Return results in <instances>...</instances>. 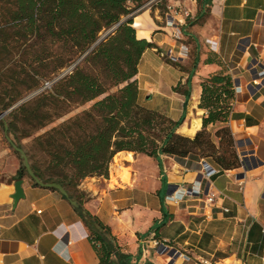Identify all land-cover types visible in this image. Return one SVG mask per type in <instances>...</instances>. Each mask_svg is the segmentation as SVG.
<instances>
[{
	"label": "crops",
	"instance_id": "crops-1",
	"mask_svg": "<svg viewBox=\"0 0 264 264\" xmlns=\"http://www.w3.org/2000/svg\"><path fill=\"white\" fill-rule=\"evenodd\" d=\"M196 15L197 8L190 22H182L178 40L135 15L137 38L157 46L139 59L133 77L138 101L182 119L177 132L192 137L205 112L199 107L201 80L229 73L234 92L227 124L240 165L221 169L204 159L163 155L160 168L152 157L122 150L113 156L108 177L88 176L79 183L86 196L82 208L110 228L116 252L129 254L130 264H168L150 246L153 239L217 264H264V0H211L206 13ZM174 48L179 66L162 55ZM161 101L169 112L158 107ZM179 102L192 103L196 117L172 114ZM118 161L130 168V178ZM204 162L218 172L206 177ZM22 187L24 197L13 205V183L0 186V264H100V243L61 193L26 179ZM206 192L215 195L213 202ZM111 264L124 263L112 253Z\"/></svg>",
	"mask_w": 264,
	"mask_h": 264
},
{
	"label": "trees",
	"instance_id": "trees-1",
	"mask_svg": "<svg viewBox=\"0 0 264 264\" xmlns=\"http://www.w3.org/2000/svg\"><path fill=\"white\" fill-rule=\"evenodd\" d=\"M147 1L6 0L5 25L0 27L4 41L33 37L35 42L28 47L34 48L36 43L38 47L29 56L31 61L51 66L54 74L49 87L9 112L7 131L20 147L22 138L33 136L25 151L31 168L43 180L60 183L79 202L75 210L90 228L91 239L100 243V264H111L112 253L124 264H130L131 256L116 252L108 226L87 211L82 213L85 194L77 186L88 176L108 177L117 152L147 155L160 168L163 155L204 159L221 169L240 165L236 140L227 124L234 92L229 73L219 71L201 80L199 107L205 112L201 128L192 137L177 132L182 119L174 121L139 103L133 77L142 53L157 47L137 38L133 26V18ZM196 2L198 16L206 13L211 0ZM197 61L195 58L193 69ZM67 67L72 68L59 77V71ZM33 81V86L38 84L35 78ZM186 83L190 85V76ZM184 95L188 99L190 90ZM87 103H91L87 109L35 135ZM209 124L216 128L208 130ZM37 152L45 155L44 164L36 158ZM26 174L20 163L14 179Z\"/></svg>",
	"mask_w": 264,
	"mask_h": 264
},
{
	"label": "rangeland",
	"instance_id": "rangeland-1",
	"mask_svg": "<svg viewBox=\"0 0 264 264\" xmlns=\"http://www.w3.org/2000/svg\"><path fill=\"white\" fill-rule=\"evenodd\" d=\"M5 1L6 0H0V27L5 25V7L7 6ZM168 6H172L170 10L168 9ZM195 8H197L196 0H149L141 8L139 14L141 18H144L148 21H153L154 26H161L163 30L172 38L170 29L166 27L168 15L175 16L177 18H175V20L186 22L187 20H191L193 18L191 16L195 14ZM187 11L188 15L185 14ZM136 21H139V19L137 18ZM34 42L35 41L33 40V37L26 41L20 39L14 43L10 40L4 41L3 37L0 36V114L5 112L3 117L0 118V186L7 183L12 184L16 180L14 178L21 163L20 156L10 146L4 131V123L7 124L8 114L14 107L19 105L18 103L20 101L25 99L27 96L34 94L32 96L34 97L42 89L49 87L51 85V78L54 77V74L50 73L51 66L45 67L38 62L31 61L32 59L29 56L35 52V50H37L38 46L37 43L35 44L34 48H30L28 45L33 44ZM173 51V54L176 55L177 48H174ZM163 58L164 60L170 59L168 57V53H164ZM71 68L72 67L64 68L59 71V74H62L63 72L67 73ZM34 78L38 82V84L35 86H33ZM114 90L115 88L112 89V91ZM90 104L91 103H87L75 108L68 115L49 124L44 129L38 131L35 135L40 134L44 130H47L53 126H56L64 119L81 112L83 109H87ZM191 105L193 104L189 103L186 106V103L182 105L179 102L172 106L173 111L171 112L172 114L183 113V116L185 113H190V117H196L195 112L191 110ZM151 106V104H148L146 107L151 108ZM158 107L166 112H169L170 105L166 104V102L164 103V101H161L159 102ZM193 127L195 129L194 125ZM194 129L189 130V132H193ZM7 136L16 143L14 136L8 131ZM32 137L33 136H29L21 139L22 148L25 151L29 148ZM36 158L41 162V164H44V161L46 160V157L42 152H37ZM118 164L121 166L123 173H129L130 178V168H124L123 165L119 163V161ZM23 179L32 182L27 174L23 177ZM74 193L77 194L75 191ZM84 197L86 196H82V199H84Z\"/></svg>",
	"mask_w": 264,
	"mask_h": 264
},
{
	"label": "built area",
	"instance_id": "built-area-1",
	"mask_svg": "<svg viewBox=\"0 0 264 264\" xmlns=\"http://www.w3.org/2000/svg\"><path fill=\"white\" fill-rule=\"evenodd\" d=\"M172 6H168L170 10ZM188 15V11L185 12ZM175 16L168 15L166 20V27L170 29L171 36L174 40H178L181 37V20H175ZM177 19V18H176ZM163 55V54H162ZM168 57L172 61H178L181 59L180 55H175L171 50L168 52ZM256 85H259L257 83ZM203 169L206 177H210L218 172L217 169L210 166L207 163H203ZM208 202H213L215 195L209 192L205 194ZM150 246L156 250L160 255L164 256L168 264H217L215 260L204 258V257H192L187 252H183L177 248L171 247L166 241L153 239L150 242Z\"/></svg>",
	"mask_w": 264,
	"mask_h": 264
},
{
	"label": "water",
	"instance_id": "water-1",
	"mask_svg": "<svg viewBox=\"0 0 264 264\" xmlns=\"http://www.w3.org/2000/svg\"><path fill=\"white\" fill-rule=\"evenodd\" d=\"M118 24H116L114 27H116ZM64 74L65 72H63L59 77H61ZM33 95L34 94L27 96L25 99L20 101L18 104L29 100ZM4 114L5 112L1 113L0 118H2ZM7 129H8V126L6 123H4V131L6 134V138L10 146L13 148V150L20 156L21 164L23 165L29 179L42 188L57 190L69 201V203L72 206H74L75 208H78L79 207L78 202L74 198L69 196V193L65 190V188L60 183L56 181H45L42 178H40L37 174H35V172L31 168V165H30V162H29V159L27 157L25 150L22 147L18 146L11 138L7 136ZM22 184H23V178L16 179L13 182V192L10 194L13 205H15L18 202V200L24 197ZM83 214L86 215L85 211H83Z\"/></svg>",
	"mask_w": 264,
	"mask_h": 264
},
{
	"label": "bare ground",
	"instance_id": "bare-ground-1",
	"mask_svg": "<svg viewBox=\"0 0 264 264\" xmlns=\"http://www.w3.org/2000/svg\"><path fill=\"white\" fill-rule=\"evenodd\" d=\"M194 129V127H192V130Z\"/></svg>",
	"mask_w": 264,
	"mask_h": 264
}]
</instances>
